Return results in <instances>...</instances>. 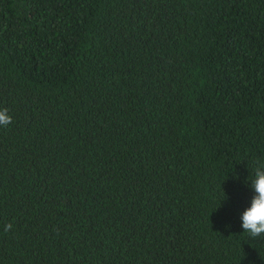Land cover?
<instances>
[{"label":"trees","instance_id":"trees-1","mask_svg":"<svg viewBox=\"0 0 264 264\" xmlns=\"http://www.w3.org/2000/svg\"><path fill=\"white\" fill-rule=\"evenodd\" d=\"M4 108L0 264H264V0H0Z\"/></svg>","mask_w":264,"mask_h":264},{"label":"clouds","instance_id":"clouds-1","mask_svg":"<svg viewBox=\"0 0 264 264\" xmlns=\"http://www.w3.org/2000/svg\"><path fill=\"white\" fill-rule=\"evenodd\" d=\"M13 121L7 108L0 109V127H8ZM254 191L251 205L241 215L243 232L248 233L251 238L264 235V162L257 161L255 178L250 182ZM12 224L5 226V231H9Z\"/></svg>","mask_w":264,"mask_h":264}]
</instances>
